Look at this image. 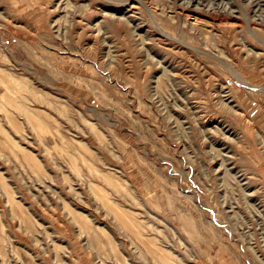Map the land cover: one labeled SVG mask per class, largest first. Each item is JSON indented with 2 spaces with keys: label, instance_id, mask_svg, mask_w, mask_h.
<instances>
[{
  "label": "rangeland",
  "instance_id": "1",
  "mask_svg": "<svg viewBox=\"0 0 264 264\" xmlns=\"http://www.w3.org/2000/svg\"><path fill=\"white\" fill-rule=\"evenodd\" d=\"M0 264H264V0H0Z\"/></svg>",
  "mask_w": 264,
  "mask_h": 264
},
{
  "label": "bare ground",
  "instance_id": "2",
  "mask_svg": "<svg viewBox=\"0 0 264 264\" xmlns=\"http://www.w3.org/2000/svg\"><path fill=\"white\" fill-rule=\"evenodd\" d=\"M251 3H254V1H252ZM257 3H258V2H257ZM259 4H260V2H259ZM261 5H263V4H261ZM255 6H256V5H255ZM260 9H261V8H260ZM260 9H259V10H260ZM260 13H261V12H260ZM162 36H163V35H162ZM162 38H163V37H162Z\"/></svg>",
  "mask_w": 264,
  "mask_h": 264
}]
</instances>
